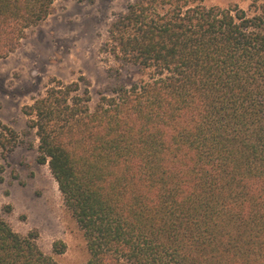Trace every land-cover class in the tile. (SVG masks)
I'll return each instance as SVG.
<instances>
[{
  "label": "trees",
  "instance_id": "trees-1",
  "mask_svg": "<svg viewBox=\"0 0 264 264\" xmlns=\"http://www.w3.org/2000/svg\"><path fill=\"white\" fill-rule=\"evenodd\" d=\"M54 1L0 0V60ZM102 52L143 78L94 109L85 77L52 80L23 109L87 264H264V12L135 0ZM20 143L0 122L3 156ZM0 264L58 263L0 219Z\"/></svg>",
  "mask_w": 264,
  "mask_h": 264
},
{
  "label": "rangeland",
  "instance_id": "rangeland-1",
  "mask_svg": "<svg viewBox=\"0 0 264 264\" xmlns=\"http://www.w3.org/2000/svg\"><path fill=\"white\" fill-rule=\"evenodd\" d=\"M135 0H55L49 18L30 29L18 50L0 60V122L19 134L7 157L0 148V219L22 236L35 234L41 251L58 264H87V243L67 210L49 165L37 162L39 141L25 136V106L43 96L52 80L64 84L85 77L94 109L115 86H131L143 77L136 67L120 68L102 52L110 25ZM207 7L237 5L249 16L264 12V0H203ZM66 251L54 254V245Z\"/></svg>",
  "mask_w": 264,
  "mask_h": 264
}]
</instances>
